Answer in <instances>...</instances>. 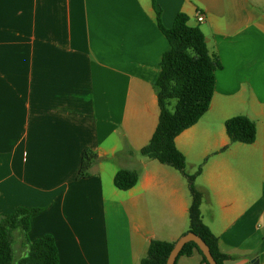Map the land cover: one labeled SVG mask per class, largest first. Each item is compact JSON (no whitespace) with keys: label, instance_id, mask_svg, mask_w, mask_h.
Wrapping results in <instances>:
<instances>
[{"label":"crops","instance_id":"0c3cea01","mask_svg":"<svg viewBox=\"0 0 264 264\" xmlns=\"http://www.w3.org/2000/svg\"><path fill=\"white\" fill-rule=\"evenodd\" d=\"M179 12L221 67L209 109L175 144L203 162L201 215L223 264H264V0H0V214L41 208L27 236L52 235L59 264H139L151 239L189 228L182 174L140 153L169 47L157 15L170 27ZM236 115L255 122L253 143L229 144ZM85 149L97 157L80 176ZM122 168H140L127 190L113 180ZM114 203L129 228L121 254L107 228ZM191 263L203 264L196 251L176 260Z\"/></svg>","mask_w":264,"mask_h":264},{"label":"trees","instance_id":"16d2710c","mask_svg":"<svg viewBox=\"0 0 264 264\" xmlns=\"http://www.w3.org/2000/svg\"><path fill=\"white\" fill-rule=\"evenodd\" d=\"M157 21L169 47L161 56L159 70L153 82L160 110L158 123L140 153L179 170L187 178L191 195L187 232L199 235L209 246L216 262L223 264V260L230 255L220 251L217 236L202 220L200 206L206 189L195 184L201 166L194 173H189L186 170L185 155L175 144V137L195 124L209 109L215 90V72L221 67L220 59L215 51L209 49L201 29L188 24L186 13H177L170 27H164L160 23L159 15ZM224 125L229 144H250L255 141L256 124L248 116H232L226 119ZM96 157L97 154L91 149L83 151L80 176L88 174ZM138 179L137 170L122 168L115 173L113 180L118 189L127 190ZM40 211L41 208L20 206L9 213L0 214V264H59L58 249L52 235L45 234L32 241L27 236L31 217ZM174 243L175 241L151 239L139 264H166ZM16 244L22 248V255L15 262ZM195 251L201 256L203 264H209L192 241L183 246L176 260L181 255L189 256Z\"/></svg>","mask_w":264,"mask_h":264},{"label":"rangeland","instance_id":"374dc122","mask_svg":"<svg viewBox=\"0 0 264 264\" xmlns=\"http://www.w3.org/2000/svg\"><path fill=\"white\" fill-rule=\"evenodd\" d=\"M143 156V155H142ZM145 157V156H144ZM154 161L158 162L156 159H153ZM159 163V162H158ZM164 165V164H163ZM167 166V165H166ZM201 166V168L203 167V162H199L193 161V158H191L190 156L188 157V159H186V170L189 173H194L197 168ZM170 167V166H169ZM140 168H135V170L139 171ZM174 169V168H173ZM176 170V169H174ZM177 172H179L180 174H182L179 170H176ZM178 173V174H179ZM183 176V177H182ZM181 178L183 179V181L186 182V192H187V197H189V200L191 201V195H190V191H189V187H188V182H187V178L182 174ZM195 184L200 187L201 185V180L199 179V177L196 176L195 179ZM205 196L203 197V200L206 198L207 196V191L205 190ZM147 201H151L150 198H147ZM117 210H119V208L116 207V203L112 204V206L109 207V212L113 211V213H111L113 215V220L112 219H107V228H108V233H110V240L112 242L115 243H121V247L122 249H118L115 250V252H119L120 254L123 253L126 248H124V243H126V241H128V224H127V220L125 218V216L120 215L121 217H117ZM216 212L218 211L217 209L215 210ZM205 218H207V216H205ZM186 223L187 225L189 224V218L187 217L186 219ZM146 254V252H145ZM144 254V256H145ZM21 248L19 247H15L14 248V258H15V262L18 261V259L21 257ZM193 262V261H191ZM191 264H195V263H191Z\"/></svg>","mask_w":264,"mask_h":264},{"label":"water","instance_id":"95a60500","mask_svg":"<svg viewBox=\"0 0 264 264\" xmlns=\"http://www.w3.org/2000/svg\"><path fill=\"white\" fill-rule=\"evenodd\" d=\"M206 41V38H205ZM194 242L198 246V248L201 250L203 255L205 256L207 262L209 264H218L216 260L214 259L209 246L205 243V241L196 233L192 231L185 232L182 234L177 240H175L174 246L171 249L168 258L166 260V264H174L177 255L179 254L180 250L183 248V246L187 242Z\"/></svg>","mask_w":264,"mask_h":264},{"label":"built area","instance_id":"2783aa9c","mask_svg":"<svg viewBox=\"0 0 264 264\" xmlns=\"http://www.w3.org/2000/svg\"><path fill=\"white\" fill-rule=\"evenodd\" d=\"M204 19V16L202 15V14H200L199 16H198V20L199 21H202Z\"/></svg>","mask_w":264,"mask_h":264}]
</instances>
